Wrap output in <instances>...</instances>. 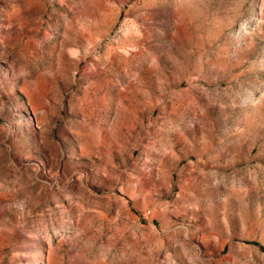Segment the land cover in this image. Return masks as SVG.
I'll list each match as a JSON object with an SVG mask.
<instances>
[{"label":"rangeland","instance_id":"obj_1","mask_svg":"<svg viewBox=\"0 0 264 264\" xmlns=\"http://www.w3.org/2000/svg\"><path fill=\"white\" fill-rule=\"evenodd\" d=\"M0 264H264V0H0Z\"/></svg>","mask_w":264,"mask_h":264}]
</instances>
